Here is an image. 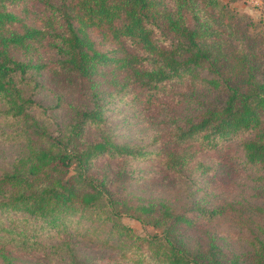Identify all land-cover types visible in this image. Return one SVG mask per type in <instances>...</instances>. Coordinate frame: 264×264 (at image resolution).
I'll return each mask as SVG.
<instances>
[{"label": "trees", "instance_id": "1", "mask_svg": "<svg viewBox=\"0 0 264 264\" xmlns=\"http://www.w3.org/2000/svg\"><path fill=\"white\" fill-rule=\"evenodd\" d=\"M225 1L0 0L2 264H264V24Z\"/></svg>", "mask_w": 264, "mask_h": 264}, {"label": "rangeland", "instance_id": "2", "mask_svg": "<svg viewBox=\"0 0 264 264\" xmlns=\"http://www.w3.org/2000/svg\"><path fill=\"white\" fill-rule=\"evenodd\" d=\"M228 6L238 14L250 18V20L254 24L253 27L250 28L251 31L256 32L259 29V25L261 23L264 24V0H236L229 2ZM262 30H264L263 27ZM98 34L99 32L97 29L91 32V35L97 39V44L104 48L110 47V44L105 42V40L100 41V39L97 37ZM133 106L134 103L124 104L117 101L105 113V120L112 126H114L115 131H117L118 133L119 140H123L126 137H133L136 133H140L138 130L141 128V124L137 122L138 117L136 115H131L134 109ZM124 117H126L125 120H123ZM232 154L240 155V151L238 150L235 141H228L220 144L218 148L214 150L198 153V158L210 163L220 162L219 164L229 165L232 164ZM159 166L160 165H158L156 161H135L133 162L132 167L136 168L137 170L138 168H140L141 171H136L135 173H133V175H137L141 172V174H146V176H148V179L150 178L148 182H151L159 177ZM142 186L143 185L137 187L135 191L137 193L145 194V192L140 190ZM155 190H157V192L161 194V192L159 191L160 189H158L157 186H155ZM122 221L129 225L137 233L142 235L146 233H152L156 230L151 225H144L134 218L122 217ZM0 264H2L1 261ZM16 264L34 263L30 262V260L25 257L16 260Z\"/></svg>", "mask_w": 264, "mask_h": 264}]
</instances>
